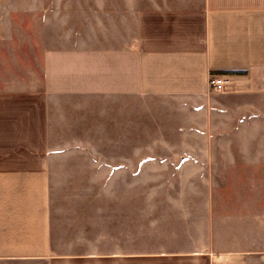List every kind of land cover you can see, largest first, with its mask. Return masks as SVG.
I'll use <instances>...</instances> for the list:
<instances>
[{
  "label": "rangeland",
  "instance_id": "obj_1",
  "mask_svg": "<svg viewBox=\"0 0 264 264\" xmlns=\"http://www.w3.org/2000/svg\"><path fill=\"white\" fill-rule=\"evenodd\" d=\"M200 1L0 0V157L46 163L58 251L99 248L122 216L102 208L141 207L142 250L166 240L187 252H258L264 72L226 93L208 91L210 103L44 90L45 52L115 47L137 8L195 10Z\"/></svg>",
  "mask_w": 264,
  "mask_h": 264
},
{
  "label": "crops",
  "instance_id": "obj_2",
  "mask_svg": "<svg viewBox=\"0 0 264 264\" xmlns=\"http://www.w3.org/2000/svg\"><path fill=\"white\" fill-rule=\"evenodd\" d=\"M199 6L137 8L132 27L115 47L45 52L46 94L210 103L215 99L208 96L209 77L224 76L242 86L263 73L264 0H201ZM41 124L45 133L44 116ZM101 210L122 216L115 218V230L102 231L99 248L68 243V251H58L52 243L46 163L0 157V264H264V211L258 252L215 255L166 248V240H150L154 246L142 250L136 228L141 207ZM127 222L131 228H124Z\"/></svg>",
  "mask_w": 264,
  "mask_h": 264
},
{
  "label": "built area",
  "instance_id": "obj_3",
  "mask_svg": "<svg viewBox=\"0 0 264 264\" xmlns=\"http://www.w3.org/2000/svg\"><path fill=\"white\" fill-rule=\"evenodd\" d=\"M208 91L213 94H222L228 92V89L231 88L230 81L224 76H214L209 77L208 82Z\"/></svg>",
  "mask_w": 264,
  "mask_h": 264
}]
</instances>
